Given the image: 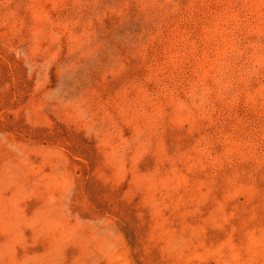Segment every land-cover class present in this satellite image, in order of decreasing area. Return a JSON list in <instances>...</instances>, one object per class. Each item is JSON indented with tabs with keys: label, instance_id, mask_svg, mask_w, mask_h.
Segmentation results:
<instances>
[{
	"label": "rangeland",
	"instance_id": "374dc122",
	"mask_svg": "<svg viewBox=\"0 0 264 264\" xmlns=\"http://www.w3.org/2000/svg\"><path fill=\"white\" fill-rule=\"evenodd\" d=\"M0 264H264V0H0Z\"/></svg>",
	"mask_w": 264,
	"mask_h": 264
}]
</instances>
